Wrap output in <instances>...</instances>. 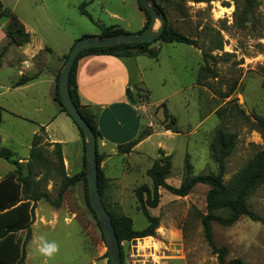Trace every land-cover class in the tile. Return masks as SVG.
Instances as JSON below:
<instances>
[{
    "label": "rangeland",
    "instance_id": "374dc122",
    "mask_svg": "<svg viewBox=\"0 0 264 264\" xmlns=\"http://www.w3.org/2000/svg\"><path fill=\"white\" fill-rule=\"evenodd\" d=\"M0 1L49 50L35 59L33 67L25 69L24 64L22 70L23 57L17 46L7 45L6 38L0 40V147L13 151L26 172L24 160L29 158L32 138L41 135L38 149L45 160L36 163L33 171L39 172L35 179H39L40 191H46L55 201L61 179L57 174L55 148L45 142L42 128L59 108L53 100L52 65L59 53L67 51L76 40L99 36L98 25H118L127 33L137 34L142 14L135 0ZM155 1L162 7L168 26L196 40V46L161 43L157 45L160 47L157 60L146 54L137 55L136 75L141 76L149 94L147 97L143 93L134 94L133 105L139 108L144 104L145 109L140 111L145 117H136L144 125L143 130L154 135L129 155L117 153L108 158L103 169L106 180L102 196L106 210L114 216L130 218L135 230L143 229L146 221L137 209L134 190L143 184L151 187L146 171L154 160L168 158L170 170L166 182L175 187L182 180L186 155L193 175L216 172L209 147L215 130L222 127L237 135L234 150L226 158L223 180L227 182L264 148V135L255 129L252 117L255 113L264 118V0ZM82 6L91 19L80 13ZM249 8L247 21L242 22L243 13ZM158 25L156 21L154 29ZM2 35L0 32V39ZM4 46L6 50L2 53ZM203 52L213 57L209 63L216 77L206 73L205 86H199L197 73L203 65ZM63 64L62 58L59 73ZM22 73L38 76L28 85L14 88L13 83ZM162 102L177 119L176 131L167 130L171 121L163 116L159 105ZM231 107L235 110L239 107L244 115L236 111L219 118L216 114L220 108ZM107 124L103 130L112 136L117 127ZM46 136L52 138L56 133ZM159 143L163 148L156 149ZM77 150L72 144L63 149L65 155L69 153L75 159ZM79 167L69 174L77 173ZM13 169L0 159V180ZM207 191L208 186L203 184H197L185 196L159 189L158 205L149 209L158 219L155 235L122 241V264H217L200 222V216L207 212ZM248 206L264 218V184L248 199ZM32 210L29 230L15 233L19 244L24 245L22 264H44L45 258L36 253L31 241L32 236L38 235L60 246L58 254L47 264H108L101 230L87 204L82 182L66 190L58 207L41 199L32 203ZM212 235L217 247H227L226 262L239 258L245 264H264L262 223L241 216L230 226L212 223Z\"/></svg>",
    "mask_w": 264,
    "mask_h": 264
},
{
    "label": "trees",
    "instance_id": "16d2710c",
    "mask_svg": "<svg viewBox=\"0 0 264 264\" xmlns=\"http://www.w3.org/2000/svg\"><path fill=\"white\" fill-rule=\"evenodd\" d=\"M135 1L138 9L145 15L146 18V22L144 24V27L142 28L143 30L147 27L150 17L145 12V10L141 8L138 0ZM149 1L153 3L156 6L157 10L165 16L164 30L156 39L150 42L122 44L107 48L85 49L78 54L72 65L68 79L69 94L80 115L93 131L96 141L100 135L97 131L95 113L93 112V110L90 111L88 107H82L80 105L76 91V65L81 58L85 56L108 55L115 58L127 59L139 54H146L150 58H156L158 55V49L151 48V45L155 43H178L188 46H196V40H193L168 26L167 17L164 14L162 7L159 6V4L155 0ZM191 1L194 3H203L210 0ZM83 7L84 6L80 8V13L91 19L90 15L84 10ZM250 12V8L244 11L242 22L247 21L245 19V16L250 14ZM0 22H4L3 31L5 33L8 44L20 46L29 41V34L25 31L23 24L9 8L5 7L2 4L1 1ZM98 26L101 29V33L99 36H111L126 33V31L118 25ZM218 49L220 51L222 50V44L219 45ZM67 54L63 56V63L67 58ZM225 55L228 56L227 53H225ZM210 58L213 57L205 52L202 53L203 65L200 66L197 73V83L199 86H205L204 79L206 73H209L211 75L210 77L212 78L216 77V74L210 68ZM58 76L59 71L55 75L53 100L58 104L60 112L65 113L70 118V116L67 114L66 110L60 103L57 85ZM28 81H30V78L22 76L19 78V80L16 81L15 86L23 85ZM130 86V88L126 89L125 96L127 102L131 105L136 103L134 94H137L139 96L140 93H143L142 95L146 97L149 94L137 80L132 81ZM262 86L264 87V79L262 81ZM161 106L163 108L164 118H168L171 121V126L167 127V130L176 131V118L171 115L167 109H165V103H162ZM234 108L235 107H231L230 109L220 108L216 111V114L219 118L224 117L226 113L233 115L236 111L244 115V111L242 109L236 107L237 109L235 110ZM252 117L254 120L255 129L264 135V119L255 113H253ZM74 125L79 131L82 139V167L78 173L69 177L66 176L61 157L60 145L53 144L55 148V157L58 163L57 174L61 179V184L56 193L55 201H52L50 199V196L46 191H40L39 179H35L38 176L39 172L33 171V166L36 163L45 160L40 149H38L41 135L36 134L32 138L29 158L25 165L26 172L23 171V164L19 162L20 158H18L13 151L5 147H0V159L5 160L7 163L11 164L14 167L12 172H9L0 180V264L23 263L25 258V252L23 250L24 245L21 246V244H19L15 233L20 230H29L33 215L32 203L34 204L38 200H46L52 203L54 206L58 207L66 190L76 183L82 182L85 189L87 204L90 208L91 213L93 214V217L96 219V216L92 211L88 200L85 171L84 135L75 123ZM150 134V131L148 132L147 130L145 131L142 129L133 140L124 145H120L118 147V152L121 154L129 153L133 146H135ZM236 138L237 135L235 132H230L222 127H218L214 132L209 147L212 161L217 165V171L193 175L192 166L189 162L188 156L186 155L183 164L182 180L177 187L171 186L166 182V178L170 170V163L168 161V158L166 157L164 159L154 160L150 168L146 171V175L151 181V187L143 184L138 186L134 190L137 209L146 221V226L143 229H133L132 221L130 218L123 216H114L106 210L110 216V220L117 237V241L119 243L121 264L123 256L120 243L122 241L143 239L146 237H153L155 235V231L158 228V219L149 213V209L157 207L159 202V189L162 188L174 196H185L189 192H191V190L197 184L208 186V191L205 197L207 212L206 214L200 216V222L205 241L207 242V245L210 247L213 254L216 255L217 264H245L243 260L239 258H235L226 262L225 256L228 251L227 247H217L214 243L212 235V223H217L223 226H230L235 223L241 216H246L249 219L260 222L264 225V218L253 212L248 206V199L256 192V190L260 186L264 184V148L256 152L253 157L249 159L244 164V166L238 172H236L227 182H224L223 180L226 158L229 157L233 152ZM96 162L97 186L102 200L106 178L99 167L101 158L98 156L97 152ZM217 211H223L225 214L221 216L215 215L214 212Z\"/></svg>",
    "mask_w": 264,
    "mask_h": 264
},
{
    "label": "crops",
    "instance_id": "0c3cea01",
    "mask_svg": "<svg viewBox=\"0 0 264 264\" xmlns=\"http://www.w3.org/2000/svg\"><path fill=\"white\" fill-rule=\"evenodd\" d=\"M139 12L142 14V17L138 23V33L142 31V28L144 27V24L146 22L145 15L140 10ZM3 25L4 24L0 23V32L3 34L0 40H4V38H6L3 31ZM25 31L29 34V41L23 45L16 47L18 51L21 52V56L23 57L20 62L22 70H24L22 67L24 64L27 65L25 69H27L28 67H33L36 61L35 59L38 58L42 52L46 50L49 51L47 48H45V46L42 45L41 41H39L35 37H32L30 30H27L25 28ZM157 45H161V43H155L154 47H152L153 45H151V48L158 49L159 55L160 47H158ZM71 46L72 44L67 51L60 52L56 57L55 63L52 65L51 79L53 90L56 72L60 69L61 60L63 56L68 53ZM5 50L6 46L2 48V53ZM157 57L152 59L157 60ZM136 59L137 55L127 59L115 58L108 55L85 56L81 58L76 65L75 85L79 103L82 107H88L95 113L97 131L100 135L96 141V152L101 158L99 167L102 170L103 174V169L108 161V158L112 154L119 153L118 147L133 140L144 126H142L139 119H137L139 116L142 118L145 117V114H143L144 112L140 111V108L145 109L144 104H142V106H139L138 108L135 105L129 104L125 96L126 89L131 87V82L134 81V79L139 81L148 92L141 76H139V74L136 75V71L138 68ZM133 73L135 74L134 79H132ZM20 76L28 77L30 78V81L23 85L15 86V83L17 81L16 80L13 83L14 88L28 85L29 83L33 82L38 75L35 74L32 76H26L22 73ZM162 103H160L159 105H161ZM107 123L111 125L113 123L115 124L114 127H117L115 133H113L112 136H110L109 134H105V131L103 130V128L108 125ZM74 126L75 125H73L71 119H69V117L65 113L60 112L59 108L52 119L47 122V124L42 126L43 133L45 135V142H47L51 146H53V144L60 145L64 172L68 177L72 176L69 173L75 168H78L80 166V171L82 167V139L79 131ZM48 133H51L52 135L56 133V136L50 138L46 136V134ZM119 135L123 138H120ZM153 135L154 132L141 140L135 146H133L130 153L132 151L140 149V147ZM67 136H70L71 138L68 139ZM68 144L77 146V159L72 157L69 153H67L66 155L64 154V146ZM159 146L162 147L163 144H157L156 149ZM24 162L26 163L27 160H24ZM71 164L73 167H70ZM33 239L34 236H32L31 241H33Z\"/></svg>",
    "mask_w": 264,
    "mask_h": 264
},
{
    "label": "water",
    "instance_id": "95a60500",
    "mask_svg": "<svg viewBox=\"0 0 264 264\" xmlns=\"http://www.w3.org/2000/svg\"><path fill=\"white\" fill-rule=\"evenodd\" d=\"M138 2L141 8L144 9L150 17L147 27L137 34L126 32L111 36H85L76 40L68 51L67 58L60 70L57 83L61 105L84 135L88 200L99 223L103 241L108 253V264H121L120 247L110 220V216L102 203L97 186L96 138L93 131L86 124L77 107L71 100L68 88V79L75 59L78 54L85 49L107 48L122 44L150 42L162 33L165 27V16L160 13L156 6L149 0H138ZM156 21H158L159 25L157 29H154Z\"/></svg>",
    "mask_w": 264,
    "mask_h": 264
},
{
    "label": "clouds",
    "instance_id": "9594fccd",
    "mask_svg": "<svg viewBox=\"0 0 264 264\" xmlns=\"http://www.w3.org/2000/svg\"><path fill=\"white\" fill-rule=\"evenodd\" d=\"M32 243L35 246L36 253L45 258L44 264H47V261L54 258L60 251L59 244L54 240H48L44 235L35 236Z\"/></svg>",
    "mask_w": 264,
    "mask_h": 264
}]
</instances>
